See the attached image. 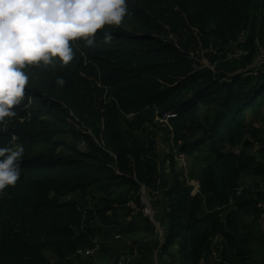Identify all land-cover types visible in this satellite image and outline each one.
<instances>
[{
    "label": "trees",
    "instance_id": "trees-1",
    "mask_svg": "<svg viewBox=\"0 0 264 264\" xmlns=\"http://www.w3.org/2000/svg\"><path fill=\"white\" fill-rule=\"evenodd\" d=\"M127 7L68 65L24 69L0 125V147L25 149L0 195V264H264V0Z\"/></svg>",
    "mask_w": 264,
    "mask_h": 264
},
{
    "label": "clouds",
    "instance_id": "clouds-1",
    "mask_svg": "<svg viewBox=\"0 0 264 264\" xmlns=\"http://www.w3.org/2000/svg\"><path fill=\"white\" fill-rule=\"evenodd\" d=\"M127 11V0H0V125L16 116L25 98L26 66L68 65L75 54L71 42L92 46L98 32L121 25ZM104 39L113 36L104 32ZM24 152L19 144L0 147V195L20 179Z\"/></svg>",
    "mask_w": 264,
    "mask_h": 264
},
{
    "label": "rangeland",
    "instance_id": "rangeland-1",
    "mask_svg": "<svg viewBox=\"0 0 264 264\" xmlns=\"http://www.w3.org/2000/svg\"><path fill=\"white\" fill-rule=\"evenodd\" d=\"M259 58H260L259 61H261L264 59V56L262 55ZM205 63L207 64L206 61H205ZM160 134L164 140L161 139L159 142L160 144L158 145V150H159V155H160L159 156V165L162 168V170H164V169H167V166L170 164L169 161L164 160V158H166L169 155L170 147H169L168 143L165 141L167 139V137L164 134V132H161ZM176 153H177V151L174 153V155H176ZM164 162H165V164H164ZM178 163L180 166V170H183L185 172V174H187V175H189L190 172H194L195 174H198V172L201 169L202 164H203V163H196L194 160H188L186 157H185L184 163H181V162H178ZM168 172L170 173V171H168ZM250 179L251 178L249 176L245 177L246 182H249ZM190 182H191V184H194L195 186L198 185L197 179H193ZM145 201H146V198H145ZM146 202H148V200ZM148 206H149L151 214L153 215L154 211H153L152 206L149 202H148ZM263 220H264V218H263ZM263 223H264V221H263Z\"/></svg>",
    "mask_w": 264,
    "mask_h": 264
},
{
    "label": "built area",
    "instance_id": "built-area-1",
    "mask_svg": "<svg viewBox=\"0 0 264 264\" xmlns=\"http://www.w3.org/2000/svg\"><path fill=\"white\" fill-rule=\"evenodd\" d=\"M238 153V152H237ZM175 159L178 161V162H181V163H184L185 162V155L182 154V153H179L177 152L176 155H175ZM145 198H146V201H147V197H146V193L143 192V196H142V201L147 205V208L145 209L144 213L148 216H152L151 212H150V209H149V206H148V202L145 201ZM79 254L81 256H90L93 254V251H86V252H82L80 251ZM119 264H122V262H119Z\"/></svg>",
    "mask_w": 264,
    "mask_h": 264
},
{
    "label": "crops",
    "instance_id": "crops-1",
    "mask_svg": "<svg viewBox=\"0 0 264 264\" xmlns=\"http://www.w3.org/2000/svg\"><path fill=\"white\" fill-rule=\"evenodd\" d=\"M264 221V220H263ZM263 226H264V223H263Z\"/></svg>",
    "mask_w": 264,
    "mask_h": 264
},
{
    "label": "water",
    "instance_id": "water-1",
    "mask_svg": "<svg viewBox=\"0 0 264 264\" xmlns=\"http://www.w3.org/2000/svg\"><path fill=\"white\" fill-rule=\"evenodd\" d=\"M153 216V215H152Z\"/></svg>",
    "mask_w": 264,
    "mask_h": 264
}]
</instances>
